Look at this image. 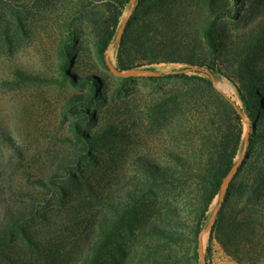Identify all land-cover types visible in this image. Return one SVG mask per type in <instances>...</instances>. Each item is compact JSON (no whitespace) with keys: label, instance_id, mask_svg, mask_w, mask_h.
<instances>
[{"label":"rangeland","instance_id":"rangeland-1","mask_svg":"<svg viewBox=\"0 0 264 264\" xmlns=\"http://www.w3.org/2000/svg\"><path fill=\"white\" fill-rule=\"evenodd\" d=\"M105 1L0 0V222H6L18 206L30 204L31 194L43 202L44 190L33 185L36 179L55 173L67 176L64 165L89 152L83 168L91 185L85 199L89 206L77 197L71 217L80 224L91 217L90 239L97 238L103 216L115 222L127 209L122 205L136 201L110 237L106 264H202L200 244L206 257L210 232L206 227L220 203L216 196L195 240L202 194L198 176L223 118L213 96L218 94L240 109L242 102L226 76H211L207 67L177 59L192 55L195 60H209L201 30L218 10L224 13L217 25L218 67L233 75L250 55L264 84V0H213L211 7L208 0H173L151 8L130 32L126 60L131 69L126 71H145L133 76L112 70L124 72L117 61L118 42L108 49L106 66L96 56L95 26L106 15ZM137 1L125 8L118 30L126 21L124 32ZM169 44L178 49L175 60H165ZM171 71L188 78L160 77ZM95 80L99 86L93 85ZM242 123L245 139L248 124ZM93 138L92 144H85ZM244 157L241 152L237 163ZM250 159L253 169L264 166V142ZM144 165L166 167V178L175 182L161 185V192L154 190L149 185L154 177ZM142 208L148 213L140 224ZM129 219L135 222L131 228L125 226ZM159 227L174 239L157 234ZM73 249L66 241L64 264H79L81 251ZM206 260L238 264L216 241Z\"/></svg>","mask_w":264,"mask_h":264},{"label":"trees","instance_id":"trees-1","mask_svg":"<svg viewBox=\"0 0 264 264\" xmlns=\"http://www.w3.org/2000/svg\"><path fill=\"white\" fill-rule=\"evenodd\" d=\"M130 1L106 0L104 3L106 15L96 23V56L105 66L109 46L116 38L121 17ZM171 1L173 0L137 1L122 37L117 43V61L120 70L131 69L126 55L130 32L134 30V24L144 14L147 15L149 11L151 12L153 8L165 6ZM234 1L239 2V0ZM207 2L211 7L214 1L208 0ZM211 16V20L205 23L201 30V41L206 48L209 60H195L193 59L195 56L192 55L186 59L177 60L191 65L205 66L210 71V75L218 73L229 78L237 88L243 114L250 119L251 131L244 161L239 164L233 178L228 183L223 201L219 203V208L210 227L206 257L211 254V243L216 241L224 253L238 264H260L264 261V166L253 169L250 158L258 145L264 142V93H262L264 84L259 81L262 71L255 67L252 63L254 59L250 55L233 69V75H229L218 67L221 45L217 41V25L224 13L218 10L212 11ZM167 48L165 60H175L174 55L178 49H173L170 44ZM160 77L188 78V75L183 72L171 71L161 74ZM206 82L209 87L212 86L210 80L206 79ZM93 85L99 86V81L95 80ZM213 97L217 106L221 108L223 118L221 125L216 128L215 134H212L213 143L208 153L209 157L198 176L202 194L198 197L196 223L193 230L195 240L198 239L207 223L209 205L216 196H219L224 179L237 164V157L244 148L242 117L230 101L218 94ZM88 113L89 111H87ZM94 140L93 138L85 141L87 142L85 144L90 145ZM89 158V152L78 154L64 165L67 176L55 173L45 179L38 178L33 182L34 187L44 190L43 202L40 203L36 199V195L31 194L29 196L30 204L25 205L24 203V206H18L17 212L10 214L6 222H0V264L67 263V260H64L65 254L62 253L66 247V241L72 252L75 250L73 246L81 251L79 264H106L108 262H105L103 258L110 237L115 235L121 224L123 225L125 213L135 207L136 201L130 204L125 203V206L122 205V210L127 209L123 216L118 217L115 222L110 219L105 220L103 216L97 225L99 230L97 238L90 239L91 217H85L82 224L75 223L71 217L72 201L77 197L82 198L83 206H89L85 199L90 194L91 185L84 177L85 171L83 170ZM144 168H147L149 174L154 177L153 181L149 183L156 187L154 190L161 192V185H170L175 182L166 178L168 170L164 166L149 167L144 165ZM145 185L147 186L148 182H145ZM129 198L131 199L132 196ZM51 205L53 210L50 209ZM175 209H170V212ZM142 211L143 216L137 221L140 224L145 222L148 213L146 208H142ZM133 223L135 224L129 219L125 226L131 228ZM165 224V221L162 220L161 226H165ZM159 228L156 233L165 240L172 241L174 239L172 233L165 227ZM66 233L69 236H66ZM72 233L77 235L70 237ZM166 246L171 248V245Z\"/></svg>","mask_w":264,"mask_h":264},{"label":"water","instance_id":"water-1","mask_svg":"<svg viewBox=\"0 0 264 264\" xmlns=\"http://www.w3.org/2000/svg\"><path fill=\"white\" fill-rule=\"evenodd\" d=\"M130 4L131 6H133L134 4V0H131L130 1ZM125 22L122 24V26L119 28L118 30V33L116 35V38H115V42L114 43H111L109 48L113 47V45L118 42L120 40V37L122 35V32H123V29H124V25H125ZM116 74H119V75H122V76H133V75H136V74H139L140 72H145V71H141V70H135V71H124V72H117L116 70L112 69ZM146 72L148 73H151V74H154L156 75L155 72L153 71H149L147 70ZM212 76V74H211ZM212 82H214V79L212 77ZM233 107L237 110V112L239 113V115L242 117V119L247 122L248 124V127H247V130H246V133H245V139H244V148H243V154H245V151H246V147H247V143H248V138H249V134H250V119L245 116L242 112V110L233 102H231ZM240 163H237L233 170L231 171V173L224 179L222 185H221V191H220V195H219V200L220 202L223 201V198H224V193H225V189L228 185V183L231 181V179L233 178V175L235 174V172L237 171L238 169V166H239ZM220 205V204H219ZM215 215L216 213L209 219V222H208V225L206 227V230L209 229L214 221V218H215ZM199 252H200V255H201V261H202V264H207V260H206V257L204 256L203 254V249H202V244H200V248H199Z\"/></svg>","mask_w":264,"mask_h":264},{"label":"crops","instance_id":"crops-1","mask_svg":"<svg viewBox=\"0 0 264 264\" xmlns=\"http://www.w3.org/2000/svg\"><path fill=\"white\" fill-rule=\"evenodd\" d=\"M228 257V256H227Z\"/></svg>","mask_w":264,"mask_h":264}]
</instances>
